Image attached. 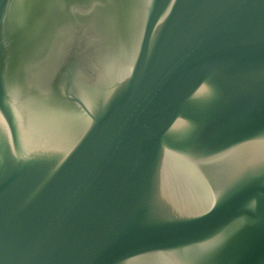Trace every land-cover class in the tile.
I'll return each instance as SVG.
<instances>
[{"label": "water", "instance_id": "water-1", "mask_svg": "<svg viewBox=\"0 0 264 264\" xmlns=\"http://www.w3.org/2000/svg\"><path fill=\"white\" fill-rule=\"evenodd\" d=\"M0 264H264V0H0Z\"/></svg>", "mask_w": 264, "mask_h": 264}]
</instances>
